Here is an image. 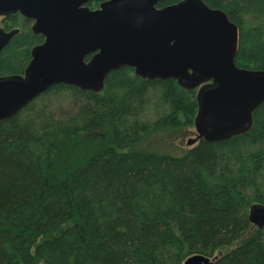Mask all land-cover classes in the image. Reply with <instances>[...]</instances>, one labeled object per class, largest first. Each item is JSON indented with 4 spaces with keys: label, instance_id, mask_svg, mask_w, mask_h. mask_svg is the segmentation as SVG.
Returning a JSON list of instances; mask_svg holds the SVG:
<instances>
[{
    "label": "trees",
    "instance_id": "16d2710c",
    "mask_svg": "<svg viewBox=\"0 0 264 264\" xmlns=\"http://www.w3.org/2000/svg\"><path fill=\"white\" fill-rule=\"evenodd\" d=\"M203 1L239 27L237 65L264 70V0ZM43 40L15 34L0 75L23 74ZM196 114L194 91L123 66L100 93L60 84L0 121V264H264V227L249 219L264 204V103L245 134L180 156L138 147Z\"/></svg>",
    "mask_w": 264,
    "mask_h": 264
},
{
    "label": "water",
    "instance_id": "95a60500",
    "mask_svg": "<svg viewBox=\"0 0 264 264\" xmlns=\"http://www.w3.org/2000/svg\"><path fill=\"white\" fill-rule=\"evenodd\" d=\"M0 0V17L33 19L45 40L31 50L23 74L0 75V121L19 113L52 87L67 84L100 93L107 76L123 66L143 80L174 79L196 91V144L249 132L264 103V70L236 63L239 27L203 0ZM19 29L0 28V52ZM88 56H91L89 59ZM249 219L264 227V204L250 206ZM194 254L184 264H213Z\"/></svg>",
    "mask_w": 264,
    "mask_h": 264
},
{
    "label": "rangeland",
    "instance_id": "374dc122",
    "mask_svg": "<svg viewBox=\"0 0 264 264\" xmlns=\"http://www.w3.org/2000/svg\"><path fill=\"white\" fill-rule=\"evenodd\" d=\"M98 6L99 4L95 2L91 5V8L96 9L99 8ZM7 26H11V28L16 26L20 29L21 32L32 33L31 32L32 25L29 24V22L25 23V18L20 15H17L16 22H12V23L8 22L6 17H0V27L5 28L7 30ZM196 92L197 90L194 91L195 95ZM61 102H62L61 99L51 98L47 100V105L57 110L60 108ZM152 113L153 111L151 112V114ZM149 133L148 136L145 137L144 142L141 145H138L139 148H143V149L147 148L150 150L165 152L176 156L183 155L188 150L193 148V146H195V143L190 145L189 140L195 139L197 136V131L195 129L194 123L192 125H183L180 127H168V128L164 127V128L154 129ZM252 233H253L252 231L248 232V234L244 237V239L249 237V235ZM243 240H239L236 243H233L232 245L225 246L220 250H218V252L228 253L237 245L241 244ZM37 264H43V262L38 260Z\"/></svg>",
    "mask_w": 264,
    "mask_h": 264
},
{
    "label": "flooded vegetation",
    "instance_id": "af4514ba",
    "mask_svg": "<svg viewBox=\"0 0 264 264\" xmlns=\"http://www.w3.org/2000/svg\"><path fill=\"white\" fill-rule=\"evenodd\" d=\"M95 2H97L98 4H99V6H100V3H101V0H93V1H91V2H89L88 3V6L91 8V5L93 4V3H95ZM161 3H159L158 4V7L159 8H161V7H163V6H161L160 5ZM98 6V7H99ZM92 10H94V8H91ZM96 9H98V8H96ZM17 15H20V16H22V17H24L23 15H21L20 13H16V14H12V15H9L8 17H6L7 18V20H8V22H16V17H17ZM25 18V23H27L26 22V20H29V24H31L32 26L34 25V20L33 19H28V18H26V17H24ZM15 27V28H14ZM13 28H11L10 30H6L5 28H2V29H4L6 32L7 31H11V30H14V29H19L18 27H16V26H14ZM1 28V27H0ZM31 30H32V28H31ZM32 32V31H31ZM18 33H21V31H20V29H19V32ZM33 33V32H32ZM34 34V33H33ZM38 35H41V34H38ZM41 36H43V35H41ZM43 38H44V36H43ZM44 40H45V38H44ZM44 40H43V42H44ZM42 42V43H43ZM91 56H88V58L87 59H89Z\"/></svg>",
    "mask_w": 264,
    "mask_h": 264
}]
</instances>
